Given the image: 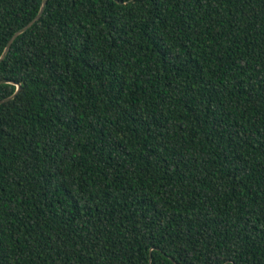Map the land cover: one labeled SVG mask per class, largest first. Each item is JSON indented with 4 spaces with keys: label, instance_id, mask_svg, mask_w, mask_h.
Returning a JSON list of instances; mask_svg holds the SVG:
<instances>
[{
    "label": "trees",
    "instance_id": "trees-1",
    "mask_svg": "<svg viewBox=\"0 0 264 264\" xmlns=\"http://www.w3.org/2000/svg\"><path fill=\"white\" fill-rule=\"evenodd\" d=\"M121 1L47 0L0 62V264H264V0Z\"/></svg>",
    "mask_w": 264,
    "mask_h": 264
},
{
    "label": "water",
    "instance_id": "water-1",
    "mask_svg": "<svg viewBox=\"0 0 264 264\" xmlns=\"http://www.w3.org/2000/svg\"><path fill=\"white\" fill-rule=\"evenodd\" d=\"M118 1H119V2H122L121 0H118ZM46 4H47V0H43V1H42V5H41V8H40L38 14H37L36 16H34L33 19H32L31 21H29L28 23H26V25H25L24 27H22L21 29H19L18 31H16V32L13 34V36L11 37V39L8 41V44H7V46H6L5 50H4V52H3L2 55L0 56V62H1V61L4 59V57L6 56V54H7L8 50H9L11 44L13 43V41H14V40H15V39H16V38H17L22 32H24L26 29L30 28V27H31V26H32V25H33V24L39 19V17L42 15V13H43V11H44V9H45ZM20 87H21V85L18 83V88H17L16 92H15L13 95H11L10 97H8V98H6V99H2V100H0V103H1V102H4L5 100H8V99L14 97L15 94L20 90Z\"/></svg>",
    "mask_w": 264,
    "mask_h": 264
}]
</instances>
